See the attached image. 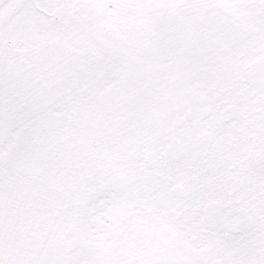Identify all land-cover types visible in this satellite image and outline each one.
<instances>
[{
	"label": "snow or ice",
	"instance_id": "snow-or-ice-1",
	"mask_svg": "<svg viewBox=\"0 0 264 264\" xmlns=\"http://www.w3.org/2000/svg\"><path fill=\"white\" fill-rule=\"evenodd\" d=\"M0 264H264V0H0Z\"/></svg>",
	"mask_w": 264,
	"mask_h": 264
}]
</instances>
